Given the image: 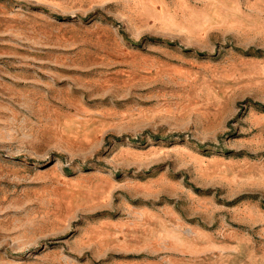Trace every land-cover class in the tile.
<instances>
[{"label": "rangeland", "instance_id": "374dc122", "mask_svg": "<svg viewBox=\"0 0 264 264\" xmlns=\"http://www.w3.org/2000/svg\"><path fill=\"white\" fill-rule=\"evenodd\" d=\"M0 264H264V0H0Z\"/></svg>", "mask_w": 264, "mask_h": 264}]
</instances>
